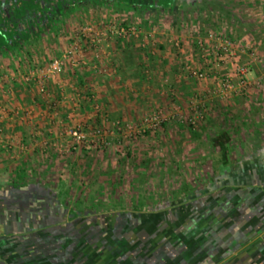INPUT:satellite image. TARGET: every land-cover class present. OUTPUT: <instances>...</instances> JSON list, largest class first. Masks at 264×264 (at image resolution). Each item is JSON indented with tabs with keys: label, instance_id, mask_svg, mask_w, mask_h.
Returning a JSON list of instances; mask_svg holds the SVG:
<instances>
[{
	"label": "crops",
	"instance_id": "obj_1",
	"mask_svg": "<svg viewBox=\"0 0 264 264\" xmlns=\"http://www.w3.org/2000/svg\"><path fill=\"white\" fill-rule=\"evenodd\" d=\"M94 6L72 5L69 12ZM183 9L191 22L203 19L205 26L223 29L226 35L243 29L252 52L264 47V0H206ZM47 32L29 35L24 53L33 59L43 58L42 52L50 58L60 55L77 31ZM113 34L101 48L104 73L92 69L91 51L84 53L85 66L69 69L76 90L91 87L93 97L107 102L108 112L127 116L149 88L146 84L161 94L163 74L179 87L174 71L183 61L169 42L178 35L158 36L150 54L139 50L137 40ZM194 36L190 40L187 32L181 34L183 60L192 64ZM50 39L55 40L53 47ZM9 64L7 80L18 69L13 59ZM145 64L152 72L148 81L140 71ZM26 91L18 95L13 90V105L33 100ZM81 93L73 95L79 98ZM159 94L157 100L163 101ZM78 98L80 111L65 105L61 113L71 111L73 121L85 122L90 106L86 98ZM44 113L38 108L32 122L19 125L0 116L2 135L22 141V149L16 141L5 148L0 143V264H264V138L246 143L251 153L240 156L233 153L240 148L233 145L232 132L221 128L229 136L223 156L210 140L218 132L200 141V132L188 135L180 129L176 134L181 139L175 135L172 143L164 139L170 133L165 128L157 133L164 146L143 141L126 147L122 155L115 145L104 155L85 149L58 155L53 143H61L62 129L37 119ZM103 122L111 128V121ZM46 133L55 142L44 145Z\"/></svg>",
	"mask_w": 264,
	"mask_h": 264
},
{
	"label": "rangeland",
	"instance_id": "obj_2",
	"mask_svg": "<svg viewBox=\"0 0 264 264\" xmlns=\"http://www.w3.org/2000/svg\"><path fill=\"white\" fill-rule=\"evenodd\" d=\"M26 5L29 3L26 2ZM94 6V5H93ZM30 7V6H29ZM28 7V8H29ZM70 10H64L61 12V18H59L61 21L57 22L55 20H52L50 22V25L45 28V31L54 32V31H71L72 33L76 31H80L81 28L85 26L91 27L93 30H106L107 28H110L111 31H115L119 27H135L138 28L141 33L144 35H148L152 31H154L151 39L148 37V43L145 41V46L142 48L139 45V41L137 42V47L141 52L149 51L151 52L152 48H156L158 46V36L163 35H178L177 37L181 39V34L184 36L187 32L188 35L193 37L195 35L197 29H205L209 28L208 26H205L203 19L195 20L191 22V20L188 18L189 12L184 9H177L176 11H170L168 13H163L161 11H155V10H148L147 12H131V11H122L118 7H115L114 5L111 6H94V9H90V11H80L77 13L69 12ZM193 13V12H192ZM77 14V15H76ZM191 15V14H190ZM90 16V18L88 17ZM80 17V18H79ZM108 19L105 23H100V20L105 21ZM194 19V18H191ZM212 29V28H209ZM218 30L219 32H222L223 29H213ZM228 30V29H227ZM47 32V33H49ZM228 32V31H227ZM24 33V32H23ZM228 35V34H227ZM231 36V34H229ZM113 36H118L117 34H113ZM170 38V37H168ZM231 38L235 41V54H236V62L237 65H246L249 69L248 73V79L250 82V86L247 90H245L242 94H232L228 96L227 98L221 99L214 95H211V93H208L207 90H211L213 88L212 85V79L207 81H197L193 78H190L187 76V74L182 73V66L183 62V54L179 55V57L176 55V51H174L175 56L177 57V60L183 61L178 64V69H176L174 72L176 73V80L179 84V87L174 85V83L171 82L174 78L172 76L168 75H162L160 81L162 84V87L159 86L161 94H159L155 90V86H151L150 83L146 84L149 88H146V91H143L142 95L143 97L140 99V102L135 106V108H132L126 114L127 116H124L123 114H120L119 111H113L108 112L107 111V102L102 101V99L97 98L96 96L93 97V90H91V87L83 88V92L81 93L78 89L76 90L75 85L73 81H71L67 76L69 75L70 70L69 68L65 70V72L62 75V80L65 83V86L62 87V89L59 87H56V85L53 82H49L47 84V89L49 92L48 98H43L41 95L37 93V87L34 84L31 85H25L23 82L18 81L23 75V73L26 71V69L29 67V65L32 64H38L42 65L47 63L52 57H55L57 55L49 57V53L46 54L44 52L40 53L43 55V58L41 59H33L32 56H28L26 53H24V47H27L26 43L21 42L20 45L14 46L13 49L10 50V52L5 54H0V80L3 81L5 75H6V69L10 67L9 61L13 59L17 63V70L13 71L16 73L17 76H13L12 81H8V83H12L9 85L11 87V90H7L6 83L5 88H3L4 93L0 95V102L4 104L7 108V111L11 110H18L19 115L17 117H14L13 123L22 124V123H29L33 120V112L38 111V108H43L46 110V114L43 115L44 118L39 116L37 119H42L46 121V124L48 127L50 126H57L58 128L64 129L67 126L71 125H77L80 120L73 121L74 117L71 116L70 119H67V116H65L64 113H61V108L65 105L73 106V102H67V101H60L58 106H54L53 104L58 102L57 97L62 95H72L75 92L81 93V97L79 98H86L87 104H89L90 108L87 110V116L90 117L89 119H86L85 123L88 127L91 126H100L103 129H107L104 124V118L108 119V121L112 122L114 121H132V122H138L139 119L147 113L149 110L153 108H160L163 110L164 113H169L174 111V107H179L178 109L181 111L179 115H182V117L192 115L195 111H202L203 110V117L199 120V123L196 127H191L190 125L186 124L185 122L181 123L177 118L175 120H170L168 122H164L161 127L153 132L145 133L142 135H138L136 137H133L127 141H123L122 138L117 134L115 131L113 133H110L108 129V133L106 134L107 137L110 139V145L109 147L97 150V149H89L81 147L79 151H75L73 153L80 152L81 149H85L88 151H92V154L95 156L96 154L104 155L109 148L115 145L117 148V153L123 154V152H127V148L132 145V147H135L139 145L141 142L144 141V143H163L164 146L165 142H163V138L159 131L162 129H168L170 133L169 135L164 136V139L167 141H172V143L176 142L175 135L179 136V139H181V135L176 134L177 130H185V132L188 135H192L193 132H197L200 134L199 140H209V137L213 135L214 132H219V130L222 128L227 127L232 134L231 135V141L233 145L239 144L240 149H234L233 153H238L240 156L242 155H250V151L246 149V143L253 141L254 139H263L264 138V47L258 48V50L252 52L251 47L249 46V43H247L246 37H245V31L241 29L239 32H236L232 34ZM108 40V39H107ZM55 40L50 39L49 46L53 47L55 45ZM68 44L70 45L72 43V39H67ZM81 45H83L82 40ZM183 47L186 45L183 43V39H181ZM35 45V44H34ZM104 46V42L102 43ZM264 45V44H263ZM37 44L35 45V47ZM59 47V46H58ZM92 49V48H91ZM185 51V48H184ZM151 54V53H150ZM51 55V54H50ZM148 55V54H147ZM147 57V56H146ZM179 58V59H178ZM193 61L195 60V57L193 55L190 56ZM188 62V61H186ZM198 63V62H195ZM23 66L26 67L23 68ZM85 66V65H81ZM80 66V67H81ZM1 69L3 72H1ZM142 74L145 79V81H148L146 79L151 78L152 72L149 65H144L142 68ZM147 72H146V71ZM96 72V71H94ZM99 75L102 74L98 72ZM66 76V77H65ZM7 79V78H5ZM67 82V83H66ZM3 85V86H4ZM155 85V84H154ZM17 86V88L14 89V87ZM25 86V89H23ZM26 87L29 88L31 91V95L33 96V100L31 102H23L20 101L13 105V103L10 101V96L12 95L13 90L16 94L26 93ZM159 94V96L164 97L163 101H158L156 96ZM95 95V94H94ZM7 96L9 98H7ZM89 97V98H88ZM99 97V96H98ZM5 101H2L3 99ZM78 98V99H79ZM82 98V99H83ZM7 99V100H6ZM89 99V100H88ZM84 103L85 100H83ZM24 103V104H23ZM79 104V105H78ZM94 105H98V109L96 112V116L93 117ZM83 106V103L78 102L77 106H75L80 111V107ZM75 108H73L74 110ZM26 110L32 111L31 116L23 117L20 119L21 116L24 115ZM39 112H43L42 110ZM63 112V111H62ZM71 112V111H69ZM73 113V112H72ZM43 114V113H42ZM51 115L55 118H52ZM48 117V118H47ZM177 117V116H175ZM111 119V120H110ZM35 120V119H34ZM37 125V124H36ZM47 127V128H48ZM111 127V126H110ZM61 130V134H62ZM158 131V132H157ZM175 133V134H174ZM60 136L62 137V135ZM203 135V138H202ZM43 137V136H41ZM53 134L50 137L49 133H46L44 135V138L48 142H55V139H53ZM168 137V139H166ZM170 137V138H169ZM20 137H12L14 141L21 142L19 139ZM0 139L5 140V137L0 136ZM52 142V143H53ZM117 145V146H116ZM22 146V145H21ZM120 146V147H119ZM21 152V150L19 151ZM110 152V151H109ZM108 152V153H109ZM72 153V152H71ZM58 155H64L69 154L65 152H58ZM86 155V154H85ZM115 156V155H114ZM133 158H137L138 155L135 154V152L131 155ZM135 156V157H134ZM109 157V155H108ZM113 157V156H112ZM110 158V157H109Z\"/></svg>",
	"mask_w": 264,
	"mask_h": 264
},
{
	"label": "built area",
	"instance_id": "obj_3",
	"mask_svg": "<svg viewBox=\"0 0 264 264\" xmlns=\"http://www.w3.org/2000/svg\"><path fill=\"white\" fill-rule=\"evenodd\" d=\"M111 33H115L123 38H133L139 41L140 47L145 46V41L148 43L152 38L154 31L148 35L142 34L138 28L135 27H119L114 32L110 28L106 30H93L91 27H83L80 31L76 32L75 38H72V43L68 45L60 55L52 57L47 63L38 65L32 64L21 75L18 81L23 82L25 85L34 84L37 87V93L41 97L48 98L49 92L47 84L53 82L56 87L62 88L65 86L62 80V75L66 69L78 68L81 65H86L87 62L84 58L86 51H91L94 57V63L92 69L96 72L104 73L105 64L104 59L101 56L102 43L108 39ZM83 45H81V41ZM172 47L175 49L178 55L184 54V47L181 39L178 37L169 39ZM92 48V49H91ZM191 55L195 57V62H183L181 68L182 73L187 74L188 77L197 81H207L212 79L213 88L207 90L208 93L218 98L224 99L232 94H242L250 86L248 79L249 69L246 65H237L235 54V41L230 35H226L223 32H219L212 29H197L194 39L191 44ZM146 71V70H145ZM147 72V71H146ZM3 78L0 80V95L4 93L5 83L7 90L10 91L11 87L8 83L9 80ZM13 78L10 79V81ZM4 84H3V83ZM4 85V86H3ZM76 95H64L61 99L54 103V106H58L60 101L73 102L74 106H77ZM89 98V97H88ZM89 100V99H88ZM7 107L0 102V116L3 118L9 117L12 120L19 115V111L11 110L7 111ZM179 107H174V111L164 113L160 108H153L145 113L138 122L132 121H114L111 125L110 133L114 131L119 134L123 141L129 142V140L138 135L153 132L158 130L164 122L170 120H179L181 123L185 122L191 127H196L199 120L203 117V110L195 111L192 115L182 117L179 115L181 112ZM98 105H94L93 117L96 116ZM32 111L26 110L23 117L31 116ZM67 119H70L72 112L65 113ZM177 116V117H175ZM90 117H88L89 119ZM61 143L58 146L57 151L71 153L79 151L81 147L102 150L110 145V139L107 137L109 132L100 126L88 127L85 123H78L77 125L67 126L62 129ZM0 136H2V128L0 127ZM4 137V136H3ZM4 142V143H3ZM15 141L11 136L5 135V140L0 139L1 147L13 145ZM49 142L44 141L43 144L47 145ZM6 145V146H5ZM16 145L22 149V144L16 142Z\"/></svg>",
	"mask_w": 264,
	"mask_h": 264
},
{
	"label": "trees",
	"instance_id": "obj_4",
	"mask_svg": "<svg viewBox=\"0 0 264 264\" xmlns=\"http://www.w3.org/2000/svg\"><path fill=\"white\" fill-rule=\"evenodd\" d=\"M17 0L14 6L6 9L0 17V54L9 48L20 45L29 35L45 29L62 11L70 10L72 5H114L122 11L147 12L148 10L170 12L173 9H183L190 3L199 4L206 0ZM29 4L26 5L25 3ZM30 6V7H29ZM29 7V8H28ZM224 11L222 7H219ZM225 12V11H224ZM24 32V33H23ZM224 156L229 142L227 132L220 131L210 138Z\"/></svg>",
	"mask_w": 264,
	"mask_h": 264
},
{
	"label": "flooded vegetation",
	"instance_id": "obj_5",
	"mask_svg": "<svg viewBox=\"0 0 264 264\" xmlns=\"http://www.w3.org/2000/svg\"><path fill=\"white\" fill-rule=\"evenodd\" d=\"M16 2L17 0H0V17L2 18L6 9L12 8Z\"/></svg>",
	"mask_w": 264,
	"mask_h": 264
}]
</instances>
